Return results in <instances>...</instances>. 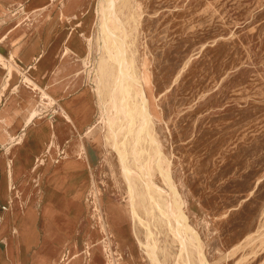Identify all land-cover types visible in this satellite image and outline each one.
Segmentation results:
<instances>
[{
  "label": "rangeland",
  "instance_id": "rangeland-1",
  "mask_svg": "<svg viewBox=\"0 0 264 264\" xmlns=\"http://www.w3.org/2000/svg\"><path fill=\"white\" fill-rule=\"evenodd\" d=\"M9 1L1 15L10 16L11 25L3 40L11 42L13 56L29 42L42 48L35 62L20 74L22 83L38 88L27 78L36 75L30 68L37 70L45 52L41 42L53 32L51 47L75 54H72L75 72L67 91L73 98H86L89 122L96 124L95 136L74 129V140L78 141L76 155L89 163V182L78 201L69 204L76 215L71 242L63 245L56 241L57 235L68 230L66 217L56 206L54 238L47 237L42 213L38 218L40 250L56 264L64 263L61 254L67 251L76 254V259L71 257L67 264L75 260V264H110L111 259L121 264H150L138 239L146 240L145 227L136 223L138 237L132 233L127 180L113 145L114 138L101 121L104 101H108V110L114 109L113 103L117 101L111 89L117 76L107 65L106 52L97 54L98 0H77L78 6L72 9L77 15L66 9L67 0H27L28 5ZM117 3L120 17L130 31L127 42L135 58L136 76L149 99L156 134L170 161L174 186L184 201L188 223L202 241L206 258L210 264H264V0H117ZM66 10L67 15H63ZM13 28L16 33L9 32ZM75 35L77 50L71 43ZM13 56L10 63L0 60L9 65L12 73L14 68L21 67ZM97 60L101 65L98 74L102 84H106V98L99 96ZM39 99L38 93L36 100ZM61 111L53 100L41 108L38 114L41 118L36 120H47ZM31 139L32 135H26L23 146L29 147ZM81 146L86 152L81 153ZM67 154L66 160L70 158ZM129 160L133 164L132 155ZM42 168L43 164L33 172L32 179L39 194L44 193V180H37ZM154 180L167 188L157 171ZM13 182L20 190L18 197L12 201L3 195L12 214L17 205L22 208L26 204L28 192L26 184H17L15 179ZM133 188L141 214L153 221L160 258L164 264H175L180 243L169 231L167 218L157 207L146 215L144 208L150 209V204L140 200L138 185L133 183ZM162 196L165 202L168 196L165 192ZM60 204L64 209L62 200ZM113 205L119 219L116 222L109 213ZM13 232L20 236L17 227ZM189 235L196 242L193 232ZM194 242L188 241L186 254L190 264H199ZM17 244L21 246L20 241Z\"/></svg>",
  "mask_w": 264,
  "mask_h": 264
},
{
  "label": "crops",
  "instance_id": "crops-1",
  "mask_svg": "<svg viewBox=\"0 0 264 264\" xmlns=\"http://www.w3.org/2000/svg\"><path fill=\"white\" fill-rule=\"evenodd\" d=\"M15 1L28 5L27 0ZM8 2L10 1L0 0V53L10 63L13 56L12 44L9 39L3 40V38L11 21L8 20L10 16L1 15V12L7 8ZM75 4L78 5L77 0ZM52 35H54L53 32L41 42L45 52L38 63L37 70L33 67L30 68V71L38 77L36 78L37 90L30 85H24L20 78V74H23L22 72L35 62V57L42 50L37 47V44L29 42L18 55L13 56L21 67L20 70L13 69L9 85L5 89L4 85L7 83L9 70L0 61V186L7 180L8 157L13 159L15 182L28 186L25 207L19 208L17 205L13 214L0 187V264H55L40 250V235L36 225L38 218L42 213L46 226L45 232L48 233L47 237L54 238L53 218L58 212L56 206L60 207V212L66 217L65 225L68 226V230L66 233L60 234L59 237L57 235L56 241L63 245L71 242L72 225L76 215L69 204L78 201L82 189L89 182L87 173L89 163L77 157L78 146L76 143L78 141L74 140V131L80 133L92 123L89 122L90 107L86 98H73L67 91L71 77L75 72L72 61L74 53L65 54L64 49L51 47L49 40ZM67 38L68 36L64 39L65 43ZM72 41L73 48L77 50L76 35ZM81 51L80 49L82 54ZM41 89L46 90L54 99V104H58L62 111L53 116V119L48 117L47 120L42 121H38L36 118L30 120L31 110L41 99ZM38 93L40 99L36 100ZM63 108L67 111L68 116L64 114ZM24 131L26 132L25 136L18 142ZM28 134L32 135V139L28 142L29 147H25L23 143ZM53 139L51 153L54 154L57 149L65 148L68 145L70 158L66 160L65 156L53 163L52 168L43 178L44 193L39 194L33 187L32 179L35 174L31 168L36 155L43 152L46 154ZM14 148L16 151L13 150ZM47 161H50L48 157ZM60 200L64 203L62 206L64 209H61ZM2 205L7 208L2 209ZM15 227L19 229V237L13 232ZM19 241L21 246L17 244ZM75 263L76 260L71 262V264Z\"/></svg>",
  "mask_w": 264,
  "mask_h": 264
},
{
  "label": "bare ground",
  "instance_id": "bare-ground-1",
  "mask_svg": "<svg viewBox=\"0 0 264 264\" xmlns=\"http://www.w3.org/2000/svg\"><path fill=\"white\" fill-rule=\"evenodd\" d=\"M75 1L76 0H67V2H65V6L67 10L74 11L75 15H77L75 10H72L74 6L75 8L78 6L75 4ZM97 4L99 14L97 30L99 47L97 54L102 51L106 52L109 59L107 65L109 68L111 67L112 71L114 70V76H117L114 81L115 85H111V89L114 91L113 96L115 93L117 101L113 103L114 109L112 110H108L109 107L106 109L108 101H104L106 103H103V107H101V121H104L108 128V134L114 138L113 145L118 152V158L127 180L129 194L128 213L133 222L132 233L136 234L138 237L136 223L143 225L146 230V240L142 241L138 238L139 244L148 256L150 264H164L160 258L158 240L155 238V233L152 230L153 221L152 219H146L141 214L139 205L135 202V190L133 188L134 183L138 185L137 195L140 197V200H142L143 203L148 202L150 204V209L145 207L144 213L146 215H148V213L152 214L154 211L153 209L157 207L158 210L167 218L165 222L168 225L169 231L174 234L180 243L179 251L176 254V262L178 261L181 264H190V259L188 254H186V251H188V241L194 242L189 235L190 232H193L196 241L194 243L198 251L199 264H210L203 251V244L198 233L188 223V218L186 217L183 209L184 201L181 197H179L174 186L170 169V161L163 149L160 139L156 134L154 119L152 118V114L150 112L149 99L143 90L142 83L136 76L135 58L131 55V46H129L127 42L130 31L126 28L124 20L120 17L119 9L117 8V0H98ZM31 10L32 12H36V9L34 8ZM67 10L66 13L63 12L62 14L67 15ZM12 31L16 33L14 28L9 32ZM0 60L2 63H4V60L8 61L1 53ZM13 65L11 63L10 66L13 67ZM7 67L9 69L10 78L12 71L10 70L8 64ZM98 69H101V65L97 60V69L95 74L100 82L98 87L99 96L104 95V98H106L105 96L107 90L105 91L104 89L106 84H102L101 77L98 74ZM27 79L29 82L31 81L37 85L35 76L32 77L30 75ZM4 87H6V84ZM41 90V99L31 110L30 120H33L34 118L40 119L41 116H38V114L41 108H43L46 104L52 103L54 100L46 91H44V89ZM105 110H107L106 113ZM63 111L64 114L68 116L67 111L65 109ZM95 127L96 124L93 122L87 126L85 132L89 136H95L96 134L93 131ZM25 134L26 132L24 131L18 142L23 139ZM82 150L85 151L86 148L81 146V153ZM43 155L44 152L42 155L40 153L36 155L31 168L32 172H37L40 170L39 168L41 164H43L40 178L37 180H43L44 176L52 168L51 166H53V163L57 162L51 151L48 150L46 152L45 158H42ZM67 155L70 156V154ZM131 155L133 157V164H131L129 160ZM47 157L50 159L49 162L47 161ZM7 163L9 167L7 180L6 183L3 182L0 187L3 195L13 201L15 197H18L20 190L13 184L15 179L13 159L8 157ZM155 171L160 174L161 179L167 188L159 186L154 180ZM92 182L94 184V193L96 194L98 191L94 178L92 179ZM162 192H165L168 196L164 199L166 200L165 202L162 199ZM113 207L114 205L109 208V213H112V219L116 222L119 221V219L118 216L115 215L116 207ZM119 211L121 210L119 209ZM111 225H114L113 222ZM61 257H64L63 264H67L71 257L76 259V254L72 255L70 251H67L64 255L61 254ZM109 261L110 264H121L115 259H111Z\"/></svg>",
  "mask_w": 264,
  "mask_h": 264
},
{
  "label": "built area",
  "instance_id": "built-area-1",
  "mask_svg": "<svg viewBox=\"0 0 264 264\" xmlns=\"http://www.w3.org/2000/svg\"><path fill=\"white\" fill-rule=\"evenodd\" d=\"M52 117L53 116H51L50 118H52ZM66 154H67L66 153V149L64 147L57 149L56 156H55L56 161L58 162L59 160H61L62 158H64L66 156ZM1 208L2 209H6L7 206L2 205ZM0 221H1V218H0Z\"/></svg>",
  "mask_w": 264,
  "mask_h": 264
}]
</instances>
